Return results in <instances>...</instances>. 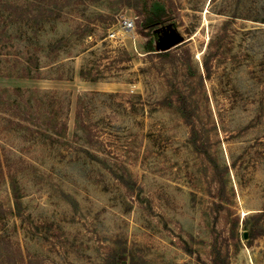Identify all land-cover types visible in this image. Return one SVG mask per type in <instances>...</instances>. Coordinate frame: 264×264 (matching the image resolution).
Returning <instances> with one entry per match:
<instances>
[{
	"label": "rangeland",
	"instance_id": "rangeland-1",
	"mask_svg": "<svg viewBox=\"0 0 264 264\" xmlns=\"http://www.w3.org/2000/svg\"><path fill=\"white\" fill-rule=\"evenodd\" d=\"M215 261L264 264V0H0V264Z\"/></svg>",
	"mask_w": 264,
	"mask_h": 264
},
{
	"label": "built area",
	"instance_id": "built-area-1",
	"mask_svg": "<svg viewBox=\"0 0 264 264\" xmlns=\"http://www.w3.org/2000/svg\"><path fill=\"white\" fill-rule=\"evenodd\" d=\"M124 28H131L133 26V22L130 20H123Z\"/></svg>",
	"mask_w": 264,
	"mask_h": 264
},
{
	"label": "trees",
	"instance_id": "trees-1",
	"mask_svg": "<svg viewBox=\"0 0 264 264\" xmlns=\"http://www.w3.org/2000/svg\"><path fill=\"white\" fill-rule=\"evenodd\" d=\"M163 53H166V52H163ZM80 76H81V77H85V73H84L83 70L80 71ZM59 79H60V78H59ZM77 116H78V115H77ZM215 264H218V263H216V261H215ZM224 264H225V262H224Z\"/></svg>",
	"mask_w": 264,
	"mask_h": 264
},
{
	"label": "water",
	"instance_id": "water-1",
	"mask_svg": "<svg viewBox=\"0 0 264 264\" xmlns=\"http://www.w3.org/2000/svg\"><path fill=\"white\" fill-rule=\"evenodd\" d=\"M162 49V48H161ZM166 49V48H165Z\"/></svg>",
	"mask_w": 264,
	"mask_h": 264
}]
</instances>
